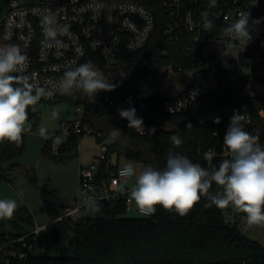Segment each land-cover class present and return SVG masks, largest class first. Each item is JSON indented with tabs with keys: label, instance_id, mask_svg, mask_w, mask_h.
I'll return each instance as SVG.
<instances>
[{
	"label": "built area",
	"instance_id": "2783aa9c",
	"mask_svg": "<svg viewBox=\"0 0 264 264\" xmlns=\"http://www.w3.org/2000/svg\"><path fill=\"white\" fill-rule=\"evenodd\" d=\"M211 0H162V6L167 15V22L163 30L164 38L174 42L185 37L183 43V58L187 63H166L152 71L142 73L150 85L145 89H138V96L145 94L158 95V110L162 113L176 114L187 111L193 103L208 95H225L228 88L236 90L246 86V76L263 77L264 66L257 76L251 74L250 66L244 65L238 54L235 59H221L214 54L204 55L203 45L215 39H226L231 46L240 51L264 35V0H216L215 7H210ZM63 11L58 13L57 10ZM153 9L138 0H11L8 8L0 17V48L17 45L21 53L28 57V66L18 69L15 75L28 76V82L34 87L51 89L54 94L43 101L58 98L59 82L63 79L65 70H74L80 64L91 62L99 69L106 80L111 74L118 73L125 65L126 55L137 52L149 44V40L156 27ZM202 12H207L206 19L211 22V28H204ZM250 13L248 22L249 39L245 44L234 38L233 33L225 32L242 13ZM57 14V21L52 25L58 32L57 40L47 39L42 32L40 20L45 15ZM260 21L258 24L254 21ZM68 26L70 35H60L64 26ZM259 31L262 35L255 36L251 32ZM165 55V51L162 52ZM126 66V65H125ZM244 69L247 70L244 71ZM177 75L184 83L182 89L168 96L165 90L168 80ZM22 86V85H20ZM245 88L244 94H248ZM81 92L72 89V92ZM119 95L118 97H120ZM109 105H114L113 99ZM172 108V111H169ZM246 107L239 109L222 106L212 112V123L223 124L226 130L221 131L225 136L234 113L242 117L245 130L252 135L259 136V144L264 147V129L258 127L251 114L244 112ZM85 109L80 103L76 107V117L62 122L61 134L75 135L79 139L84 135H93L98 140L103 132L98 131L84 118ZM216 117L220 118L215 123ZM140 134L146 132L142 126ZM50 140L54 139L51 134ZM79 142V141H78ZM73 147L78 152L80 143ZM99 159L104 158L106 141L99 142ZM54 140L50 151L58 148ZM217 152L223 159L229 158L230 153L224 148L223 142ZM209 151L214 152V149ZM98 162L80 165L78 169V196L82 194L83 203L65 208L59 217H69L74 221L85 220L88 214L85 205L97 200H113L119 196L124 199L126 211L132 208L125 181L132 180L119 175L122 165L115 177L108 183H95ZM91 198V199H90ZM95 207V206H94ZM139 215H142L136 207ZM95 211V209H94ZM156 214V213H154ZM152 214V215H154ZM226 214L229 220L236 222L235 209L231 208ZM148 215V216H152ZM145 216V215H142ZM47 225H38L19 236L5 234L0 238V264H27L30 254L47 253L48 249L39 243L41 232ZM201 264H228L223 260L209 261ZM239 264H264V260L243 258Z\"/></svg>",
	"mask_w": 264,
	"mask_h": 264
},
{
	"label": "trees",
	"instance_id": "16d2710c",
	"mask_svg": "<svg viewBox=\"0 0 264 264\" xmlns=\"http://www.w3.org/2000/svg\"><path fill=\"white\" fill-rule=\"evenodd\" d=\"M138 1L153 9L156 27L146 47L126 55L127 60L124 63L127 68L140 63L143 73H146L170 62L187 63L182 52L185 37H180L174 42H168L164 38L167 15L162 0ZM263 53L264 35L240 51L239 56L242 63L249 66L252 61L260 59ZM245 80L246 83L251 81L248 94H244L245 87L236 90L228 88L225 95L200 98L183 113H162L158 110V95H142L144 108L153 113L155 121L152 124L143 120L146 132L140 134L137 129L128 128V121L123 119L119 124L116 123L120 133L114 141L109 142L106 134L98 139L105 140L107 148L104 158L99 159L97 163L95 183H108L115 177L121 157L127 161L141 163L144 167L150 165L162 170L170 149L173 153L179 152L211 171V167L218 166L222 160L217 148L223 142L221 131L226 130V127L203 118L204 114L212 113L222 106L239 109L245 106L244 112L251 114L255 124L264 129V88L256 87L257 83L264 82V78L246 76ZM114 93L125 97L128 101L127 110L131 109L128 95L122 88L117 87L97 103V116H105L104 111L110 106L109 101L113 99ZM32 108L30 106L27 110L30 127H26L25 132L33 131L30 124L34 115ZM85 110L87 111V108ZM136 118L139 117L136 115ZM189 123L192 125L190 128L186 127ZM152 128L156 129L154 134L150 131ZM53 134V140L63 136L59 130ZM172 135H178L182 139L183 143L179 147L171 143ZM53 140H49L44 155L51 156L57 162H66L77 155L73 150L79 140L77 136L64 135L54 153L50 151ZM23 147L24 133L20 143L7 140L0 142V169L11 167L7 166L8 161L19 154ZM210 149H214L215 153L212 166L203 159L204 153ZM31 179H34L33 176ZM41 191L52 220L45 230L58 248L55 252L48 250L47 253L30 254L27 264H201L218 260L239 264V260L243 258L264 260V247L241 231L237 219L234 224L227 220L226 213L232 206L224 209L215 206L208 208L205 207L208 203L205 197L183 217L174 211H166L161 206H157L156 214L152 216L131 217L126 215L128 212L122 196L113 200H97L100 211L95 210L94 214L86 216L83 221H74L69 217L59 218L68 206H57L48 198L49 195L53 196V190L48 191L44 187ZM210 191L214 194L221 189L213 184ZM6 220L13 223L31 222L32 215L27 209L20 207L11 219H0V238L5 234H23L3 232L1 228ZM59 249H64L65 253H60Z\"/></svg>",
	"mask_w": 264,
	"mask_h": 264
},
{
	"label": "clouds",
	"instance_id": "9594fccd",
	"mask_svg": "<svg viewBox=\"0 0 264 264\" xmlns=\"http://www.w3.org/2000/svg\"><path fill=\"white\" fill-rule=\"evenodd\" d=\"M216 0H211L210 7H215ZM62 8L57 12L61 13ZM204 19V28H211V22L206 19L207 12L201 13ZM250 13H242L240 17L225 28V32L233 33L234 38L245 44L249 39L248 22ZM57 21V14L45 15L40 20L42 32L47 39L57 40L58 32L52 25ZM260 21H254L258 24ZM60 35H70L68 26H64ZM28 66V57L21 53L19 46L13 44L7 48H0V142L5 140L13 143L22 141V133L26 131L28 108L37 104L41 98H49L54 92L44 87H34L28 82V76L15 75L21 67ZM22 85V86H14ZM117 85L106 80L103 73L90 61L80 64L74 70H65L63 79L59 82L61 94H71L72 89H79L89 102L101 91H113ZM169 108V111H172ZM120 118L128 121V128L142 131L144 122L136 118V110L118 109ZM54 116L58 113L53 112ZM242 117L234 113L223 138V145L229 158L221 160L218 166L211 167V171L199 163L192 162L187 156L179 152L173 153L170 149L166 156L165 167L160 170L146 166L139 175L132 162L126 163L120 170L121 177L132 179L129 198L142 215L148 216L156 212L157 206L166 211H174L183 217L200 202L202 197L207 198L205 207L215 206L224 209L232 206L246 214L248 227H264V147L259 144V136L252 135L245 130ZM215 123L220 122L216 117ZM186 127H192L191 123ZM150 131L154 134L156 129ZM120 133L119 129H110L106 134L109 142L114 141ZM41 137L46 136V129H40ZM66 135V133L64 134ZM63 135V136H64ZM62 137L54 140L61 143ZM171 143L179 147L183 141L178 135L170 137ZM215 153L208 151L203 159L209 166ZM213 184L221 191L214 194L210 191ZM91 199V198H90ZM95 210L100 211L97 202L92 201ZM17 209L13 199H0V219H11Z\"/></svg>",
	"mask_w": 264,
	"mask_h": 264
},
{
	"label": "rangeland",
	"instance_id": "374dc122",
	"mask_svg": "<svg viewBox=\"0 0 264 264\" xmlns=\"http://www.w3.org/2000/svg\"><path fill=\"white\" fill-rule=\"evenodd\" d=\"M11 0H0V17L9 6ZM22 1V0H20ZM24 1V0H23ZM252 35L261 36L262 32L254 31ZM203 54H214L219 57L221 61L226 59H235L239 54V49L230 45L226 39H215L210 43L203 45ZM244 71L247 72L246 69ZM150 85L147 79L142 76L134 80V86L138 89H145ZM184 83L180 78L175 75L168 80V87L165 92L168 96H172L175 91L182 89ZM251 86V81L246 83L245 88ZM256 87L264 88V82L257 83ZM119 93L113 94L114 105L106 108L104 111L105 116L110 118L113 122L118 123L123 119L120 118L118 109L127 110L128 101L122 95L118 97ZM78 104L73 103L70 99V94H61L57 99L52 101H39L37 104L32 105V112L34 115L30 120L33 127L32 132L40 134V129H46V136H50L60 129L62 122L71 120L76 117V107ZM83 109L86 105L80 103ZM58 113L54 116L52 113ZM213 113L204 114L203 118L210 119ZM29 121L27 120L26 125ZM80 149L77 155L70 158L66 162H57L51 156L45 155L39 158L36 164L32 167L25 166H11L8 168L0 169V199H13L17 203V209L24 207L31 212V222L17 221L10 222L6 220L1 230L5 233H26L32 230L36 224L47 225L51 223V216L46 209L44 198L42 195V188L48 191L53 190L54 194L49 195L48 198L55 202L57 206L61 204L83 203L82 194L78 196V169L80 163L87 165L91 162H98L100 155L99 142L93 135L81 136L78 140ZM127 161L124 158L119 159V164ZM137 175L145 167L141 163H134ZM33 176L34 179H31ZM135 181V177H134ZM75 198L77 200H75ZM233 208V207H232ZM16 209V210H17ZM94 205L92 203L85 205V210L88 215L94 214ZM127 216H134L135 213L127 211ZM237 223L241 231L251 240L256 241L264 247V227L252 226L248 227L246 224V214L235 209ZM239 213V214H238ZM137 214V213H136ZM227 220H231L232 216L226 214ZM138 216V214H137ZM40 243L46 247L50 252H55L58 248L56 243L49 237L46 230H43L40 235ZM60 253H65V250H60Z\"/></svg>",
	"mask_w": 264,
	"mask_h": 264
},
{
	"label": "water",
	"instance_id": "95a60500",
	"mask_svg": "<svg viewBox=\"0 0 264 264\" xmlns=\"http://www.w3.org/2000/svg\"><path fill=\"white\" fill-rule=\"evenodd\" d=\"M250 70L251 74L257 76L264 66V53L260 59L251 62ZM142 73V65L140 63L133 64L130 68L127 66H122L121 70L116 74H111L109 76V81L117 85V87L122 88L128 95L131 103V109L136 110V115L148 122L152 123L155 121V116L151 111L144 108V101L141 96H138V90L134 86V80L139 79ZM115 87V88H117ZM108 92L101 91L94 97V102H89L83 97L81 92H73L70 94V99L73 103L79 104L83 103L87 107L86 117L87 120L94 126L98 131L106 134L110 129H117V124L113 122L107 116H97L96 106L97 103L104 98ZM107 135V134H106ZM50 137H41L40 134L34 132H24V147L22 151L13 156L7 166H25L32 167L36 164L39 158L44 157V149L48 144Z\"/></svg>",
	"mask_w": 264,
	"mask_h": 264
},
{
	"label": "crops",
	"instance_id": "0c3cea01",
	"mask_svg": "<svg viewBox=\"0 0 264 264\" xmlns=\"http://www.w3.org/2000/svg\"><path fill=\"white\" fill-rule=\"evenodd\" d=\"M126 163H128V162H124V163L120 164V166H122V165H124V164H126ZM80 165H82V163H80ZM80 165H79V166H80ZM133 178H134V177H133ZM134 183H135L134 179L125 181V186H126V188H127L128 194H129L130 189H131V187H132V185H133ZM75 200H77V199L75 198ZM66 205H67V206H72L73 203H67ZM95 212H96V211H95ZM130 212H132V213L134 212V213H135L134 216H137V214H138V212H137V210H136V205H135V202H134V201H132V208H131ZM136 213H137V214H136ZM138 215H139V214H138ZM38 225H41V224H38Z\"/></svg>",
	"mask_w": 264,
	"mask_h": 264
}]
</instances>
